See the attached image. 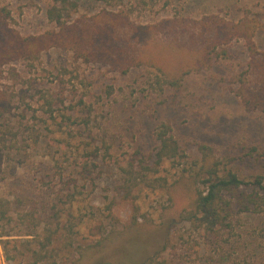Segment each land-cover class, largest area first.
Segmentation results:
<instances>
[{"label":"rangeland","instance_id":"obj_1","mask_svg":"<svg viewBox=\"0 0 264 264\" xmlns=\"http://www.w3.org/2000/svg\"><path fill=\"white\" fill-rule=\"evenodd\" d=\"M71 1L77 6L68 19L78 29L65 39L80 41L92 56L79 57L70 46L53 44L39 50L34 61L14 58L0 64V103L3 91L11 98L0 124L10 122L20 130L10 149L0 144V198L10 200L13 216L6 244L13 259L0 237V264H32V250L39 248L46 227L58 228L52 244L58 264H144L155 255L154 264H264V212L238 213L227 227L204 236L182 219L191 197L184 182H177L199 144L212 147L242 178L264 174L259 71L245 39L228 32L257 20L261 28L255 40L264 52V0ZM51 3L0 0V12H10L7 27L0 22V44L58 32L46 16ZM159 69L176 76L189 73L179 89L161 92ZM31 80L33 88L27 84ZM47 90H62L67 104L81 98L92 104V136L76 127L72 143L107 144L112 156L153 152L156 125L171 123L190 158L165 160L159 172L165 187L141 189L137 224L131 223L132 202L120 193L117 168L101 158L91 180L79 177L76 199L59 201L52 157L68 148L43 108Z\"/></svg>","mask_w":264,"mask_h":264},{"label":"trees","instance_id":"obj_2","mask_svg":"<svg viewBox=\"0 0 264 264\" xmlns=\"http://www.w3.org/2000/svg\"><path fill=\"white\" fill-rule=\"evenodd\" d=\"M102 1L106 4H111L118 0ZM76 6V3L71 0H52L46 10V16L50 22L56 23L60 30L58 32L49 31L28 41L19 39L18 41L22 43L18 44L11 41L0 44V64L14 58L34 61L39 58V50L53 44L70 46L79 57L89 58V56H92L91 51L87 54L79 47L80 41L74 42L70 39H65L69 38L74 34V30L76 32L78 29L76 23H70L68 19L70 17L69 14L74 10L72 8H76ZM9 16L10 12L5 8L0 12V22L5 27H7L6 19ZM125 21L131 24L128 17ZM71 27L72 30H70ZM260 28L261 25L257 20H246L241 23L240 27L232 28L228 32L229 35L239 33L245 39L246 48L251 60H253L252 64H254L257 72L259 71L258 76L260 77L261 88L264 91V52L259 49L255 40ZM61 39H63L62 43L60 42ZM219 39L222 40L223 38ZM206 48L207 46L204 45L203 51L201 50L204 54ZM212 51L214 50H210V52ZM207 59H210L209 55ZM12 70L13 75L19 76L15 68ZM159 71L161 73L158 74L157 82L160 83L161 92H164L166 87L179 89L180 84L189 73L183 70L176 76L161 69ZM35 83V81L31 80V83L27 84L30 88H33ZM1 94L3 103H0V117L3 118L10 111L11 98L6 91ZM23 96L21 100L25 103L26 92ZM42 96L44 99L43 108L45 107V112L55 121L58 131L65 135L64 141L66 148H68L64 153H61L60 157H52L51 173L53 179L61 185L58 194L61 203L73 202L76 199L81 187L79 177L86 182L89 179L91 180L92 177L90 175L98 167L97 159L101 158L117 168L120 177L118 182L120 193L122 198L132 202L133 219L131 223L137 224L140 210L137 200L141 189L144 187L152 189L165 187L164 178L159 174L160 167L165 160L179 161L183 158H190L173 132L171 123L163 120L158 122L154 129L157 143L154 151L149 154L139 149L129 157L125 155L112 156L109 154L110 148L107 144L96 146L90 141L87 143L80 141L73 144L72 140L75 138L73 129H76V127L82 126L88 131L87 137L92 136L90 125L93 114L92 104L83 98L76 103L67 104L62 90H58V92L47 90V94ZM27 107L31 108L32 106L27 104ZM58 116L62 118L61 121H57ZM33 131H35L34 127ZM19 133V128L17 129L12 123L3 122L0 124V144L3 146L8 145L7 148L10 149L14 145L13 141L18 140ZM35 139L38 140V137ZM52 139L51 137L49 138L50 141ZM56 140L53 139L54 142ZM58 142L61 143L63 140L60 139ZM102 149H105L103 154ZM190 160L189 166L182 169L177 182H184L190 192L191 204L182 211V219L188 222L195 231H199L206 236L227 227L232 218L238 213L260 214L264 212V174H258L254 179L240 177L231 168H227L223 158L217 156L215 150L206 144H199L197 156L192 157ZM74 173L79 175L76 176ZM108 209L110 210L111 206ZM47 213V210L43 211L39 213V216H46ZM12 221L11 202L9 199L1 197L0 237H2L1 241L6 255L8 254L6 244L10 243L9 239L12 235L9 232ZM36 225L40 227L39 224ZM120 231L118 230L117 232L119 233ZM57 234L58 228L56 230L49 227L44 229L43 236L38 241L39 248L32 250L34 258L32 264H58L55 258L57 257L54 251L55 248H52ZM97 243L100 244L101 241ZM7 257L13 259L8 255ZM157 258V255L150 257L144 264H154ZM236 264L254 263L244 261Z\"/></svg>","mask_w":264,"mask_h":264}]
</instances>
